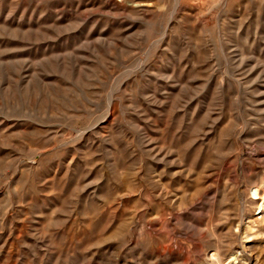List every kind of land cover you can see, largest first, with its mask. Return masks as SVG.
<instances>
[{
	"label": "rangeland",
	"instance_id": "1",
	"mask_svg": "<svg viewBox=\"0 0 264 264\" xmlns=\"http://www.w3.org/2000/svg\"><path fill=\"white\" fill-rule=\"evenodd\" d=\"M0 264H264V0H0Z\"/></svg>",
	"mask_w": 264,
	"mask_h": 264
}]
</instances>
